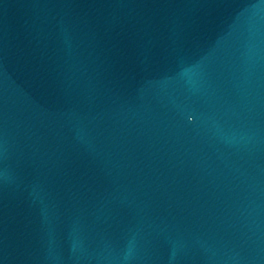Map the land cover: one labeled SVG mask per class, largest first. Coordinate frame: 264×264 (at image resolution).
<instances>
[{
  "label": "water",
  "instance_id": "1",
  "mask_svg": "<svg viewBox=\"0 0 264 264\" xmlns=\"http://www.w3.org/2000/svg\"><path fill=\"white\" fill-rule=\"evenodd\" d=\"M0 264H264V0H0Z\"/></svg>",
  "mask_w": 264,
  "mask_h": 264
}]
</instances>
